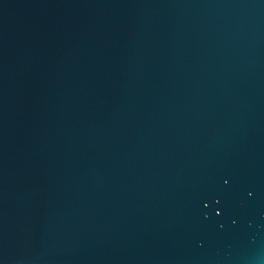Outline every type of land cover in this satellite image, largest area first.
Wrapping results in <instances>:
<instances>
[{
  "label": "water",
  "instance_id": "95a60500",
  "mask_svg": "<svg viewBox=\"0 0 264 264\" xmlns=\"http://www.w3.org/2000/svg\"><path fill=\"white\" fill-rule=\"evenodd\" d=\"M0 264H264V0H0Z\"/></svg>",
  "mask_w": 264,
  "mask_h": 264
}]
</instances>
